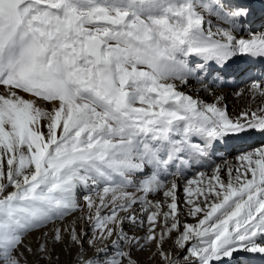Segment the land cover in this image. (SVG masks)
Segmentation results:
<instances>
[{"label": "snow or ice", "instance_id": "6c2138e0", "mask_svg": "<svg viewBox=\"0 0 264 264\" xmlns=\"http://www.w3.org/2000/svg\"><path fill=\"white\" fill-rule=\"evenodd\" d=\"M251 16L245 0H0V264L264 262V105L233 117L221 95L264 99V69L225 75L264 59ZM254 138L239 167L215 162Z\"/></svg>", "mask_w": 264, "mask_h": 264}, {"label": "rangeland", "instance_id": "374dc122", "mask_svg": "<svg viewBox=\"0 0 264 264\" xmlns=\"http://www.w3.org/2000/svg\"><path fill=\"white\" fill-rule=\"evenodd\" d=\"M248 4H249L252 8H256L255 6L259 5L260 3L258 2V0H250ZM260 9H262V8H260ZM252 14H253V15H256V11H255V9L252 10ZM254 17H255V16H254ZM254 26H255V25H254ZM254 29H256L257 32H260V31L264 30V20H262V21H261L256 27H254ZM241 63H242V62H241ZM241 63H239L238 65H240ZM238 67H239V66H236L235 69L238 68ZM256 72H257V71H255L254 74H256ZM235 74H238V72L235 73ZM232 76H233V75H228L230 81H231ZM245 79H246V78H245ZM244 88H245L244 84H243V83H240V89L243 90ZM226 89L229 90V91L227 92L228 95H230V96H232V95L236 96V95L234 94V89H233V88H226ZM226 89H225V90H226ZM249 95H250V94H248L247 92H245L244 95H241V96H238V97H240V98L242 97V99H245V98H246L247 96H249ZM243 96H244L245 98H244ZM234 102H235V101H234ZM234 102H232V103L229 105V102L227 101V99H225V101H224L225 104L227 103L226 106H227V110H228V112L230 113V115H231L232 112H233ZM260 143H261V141H259V140H256V141H252V142H250V143H247V146H246L245 148H241V149H239L238 151H237V150H234V151L230 152V156L227 154L226 149H225L223 152H221V153L219 154L221 157H218V158L216 159L215 162H216V163L224 162V163H227L229 166L233 165L234 162L240 164V161H239L238 158H237L238 155H239V153H240V151H241V150H244V151H251V150H253L254 148H258V147L260 146ZM241 145H243V144H241ZM241 145H240V146H241ZM244 145H245V144H244ZM238 146H239V145H238ZM240 146H239V147H240ZM231 147H234V146H231ZM235 147H236V146H235ZM222 153H223V155H222ZM234 166H235V165H234ZM234 166H233V167H234ZM231 167H232V166H231ZM199 171H204V172H206L207 175L203 178V179H204V183L206 184V183H207V179H208V177L211 176V172H212L211 168H208V167L206 166V167L200 168ZM186 176H187V178H189V179H195V180H200V179H201V178L199 177V175H198V172H197V169H196V168H193L190 172L186 173ZM221 178L226 180V179H227V175H226V173H222V174H221ZM184 187H185V184H184V180H183V178H182L181 181H180L179 190H178L177 195H178V201H179V208L182 209L183 213H186V212L188 211V208H187V206L185 205V200L187 199V197L185 196V193H184V191H183ZM194 187H196V186L194 185ZM10 190H11V189H10ZM156 199H162V197L157 196ZM180 222H181V224H183V223H185V222L190 223V224H194V223H196V221H195L194 219H192L191 217H189V216H187V215H185V214H181V215H180ZM126 230H129L130 233L135 232L136 235H142V232L135 231V229H132L130 226L126 227ZM38 235H39V233H34V234L29 235V236L27 237V242H28V243H31V246L33 247V249H35V247H36V242H35V240H36V236H38ZM172 246H173V240H168L167 243L165 244V248H166V249H171ZM154 253H155V249H152V250H145V251H143V252H139V251H137V252H134V253H133V256H134V259H135L136 261H138V264H161V262H160V258H159L158 256L154 255ZM61 258H63L64 260H67V261L65 262V264H69V263L71 262V257H69V256L66 255V254H65V255H61ZM61 258H60V260L57 262V264H61V263H60V262H61ZM29 259L31 260L32 257H29ZM70 264H71V263H70ZM257 264H264V262H262V261H257Z\"/></svg>", "mask_w": 264, "mask_h": 264}, {"label": "bare ground", "instance_id": "6f19581e", "mask_svg": "<svg viewBox=\"0 0 264 264\" xmlns=\"http://www.w3.org/2000/svg\"><path fill=\"white\" fill-rule=\"evenodd\" d=\"M249 1L250 0H245V2H247V3H249ZM258 2L260 3L259 5H257V6H255L256 8H252L251 6V9L253 10V9H256V10H259V11H261V13L259 14V17H257V19H255L254 18V21L252 20V23H251V27H256L262 20H264V15H263V13H264V0H258ZM260 8H262V9H260ZM251 18H252V16H251ZM255 25V26H254ZM239 64V63H238ZM238 64H236V65H234L233 66V68L232 69H230L229 70V72L228 73H225V75L226 76H228V75H233V74H235V73H237V70L239 69V68H246V67H253L254 69H256V71H257V74L256 75H259V70L260 69H264V59H257L256 61H255V63L254 64H251V65H249L247 62H242L240 65H238ZM236 66H239L238 68H236L235 69V67ZM254 74V73H253ZM255 75V74H254ZM245 78H247V77H245ZM231 82V81H230ZM186 91H191L190 89L189 90H186ZM229 90H224L222 93H221V95L222 96H224L225 97V99H227V101L229 102V105L232 103V102H234V106H233V112H232V114H231V116H233V117H236L237 115H239L240 113H242V112H244V111H248V110H250V109H255V108H258L259 106H261V105H264V99H262V98H260L259 96H257V98L255 99V100H253V99H251L250 98V95L249 96H247L245 99H242V97L240 98V97H238L237 95L236 96H234V95H232V96H230V95H228L227 94V92H228ZM201 99H206V100H210L211 99V97H209V96H207L206 94H202L201 95V97H200ZM227 104V103H226ZM255 139V138H254ZM257 140H258V138H257ZM241 145V144H236L235 146V148H234V150H239L240 148H245V146H246V144L244 145H241L240 147L239 146ZM229 148V147H228ZM227 149V148H226ZM227 154L230 156V151H227ZM235 165V166H234ZM232 167L234 166V168L235 167H239L240 166V164H238V163H236V162H234V164L233 165H231ZM67 260H64L63 258H61V264H65V262H66ZM71 263V262H70ZM69 263V264H70Z\"/></svg>", "mask_w": 264, "mask_h": 264}]
</instances>
